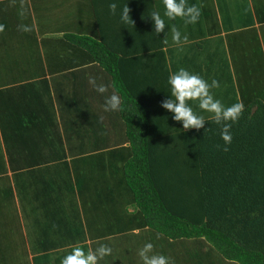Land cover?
I'll return each instance as SVG.
<instances>
[{"label":"trees","instance_id":"trees-1","mask_svg":"<svg viewBox=\"0 0 264 264\" xmlns=\"http://www.w3.org/2000/svg\"><path fill=\"white\" fill-rule=\"evenodd\" d=\"M112 2L121 8L127 4L134 25L122 24L118 16L111 15ZM89 3L100 35L95 38L66 33L63 39L69 48L82 52L88 63L98 68L97 83L108 85L109 94L116 90L111 87L116 83L123 102L121 132L112 136L106 133L102 146L78 153L72 167L68 164L72 161L65 160L63 133H40L39 147L52 149L50 158L41 161L30 153L24 155L21 163L18 158L7 159L10 169L0 163V179L9 182L8 189L1 190L2 197L9 196L10 188V197L13 199L15 193L21 206L26 203L33 207L41 197L45 211L50 212L56 205L52 210L57 212L60 206L58 226L42 242L51 243L45 250L61 246L62 250L72 251V246L83 247L80 244L88 240L128 236L149 229L171 242L196 240L236 264H264V54L255 36L254 20L245 27L251 26L250 42L258 47L255 50L262 60L249 63L251 55L240 57L241 52L234 49L238 52L234 53L236 58L244 63L232 61L231 66L245 65L248 79L236 81L237 89L221 77L223 92L211 89L218 99L225 95L227 105L242 102L245 106L242 118L232 127L229 151L224 152L220 129L211 115L200 113L208 121L204 129L184 130L182 123L174 121L172 114L161 107L171 95L167 80L174 73L167 51L191 44L188 47L196 46L201 52L200 40L207 38L202 19L187 26L179 19L170 22L188 35L187 43L177 45L170 32L167 43L164 33H154L149 15L153 10L163 14L162 0ZM188 3L198 6L197 0ZM229 50L232 59L233 51ZM231 59L222 60L230 65L227 60ZM255 67L263 69L262 74L251 75L250 70ZM190 72L212 77L208 65ZM23 74L18 73L15 81H21ZM87 91L93 97H104L91 86ZM232 91L236 92L233 98ZM76 97L79 98L78 91ZM2 134L5 144L15 143L19 137V133ZM106 137L107 143L111 138L116 140L108 150L102 149ZM61 164L64 172L58 176L53 169ZM65 203L76 213L74 219L66 216ZM63 219L66 220L61 222ZM0 228L6 231L1 225ZM39 258L50 255L44 253ZM62 258H57L56 263L61 264Z\"/></svg>","mask_w":264,"mask_h":264},{"label":"crops","instance_id":"crops-1","mask_svg":"<svg viewBox=\"0 0 264 264\" xmlns=\"http://www.w3.org/2000/svg\"><path fill=\"white\" fill-rule=\"evenodd\" d=\"M55 1L57 0H0V24L4 25V30L0 32V140H2L0 145L2 147L15 145V148H22L21 151L16 149L19 160L22 158L25 160L24 155L30 153L36 155L41 161L50 158L51 155L48 153L53 150L39 147L40 133H63V136L65 133H86L87 131L116 133L121 132L124 125V121L119 117L121 112H117L116 116L104 112L101 107L104 104V97H93L87 91L90 87L89 78H96L98 68L88 63L87 56H82V52H77L78 50L71 49L64 43L63 38L66 33L95 38L98 34L100 35L92 7L91 21L75 20V14L70 20L68 13L70 0H59L62 4L57 7L66 5L65 14L62 20L55 21L53 19L56 11ZM197 1L198 7L202 9V26L207 35V38L200 40V43L212 41V49L214 41L222 39L223 46L226 45V49L229 50L230 42L226 40L229 36H233L237 40L233 43V49L241 52L240 57L250 55L246 50L249 47L255 49L258 47L251 43L253 35L251 26L245 27V24L249 25L253 19L256 28L255 36L264 54V0H248V5L244 0ZM22 8L27 11L24 17L19 15ZM50 16L51 18H48ZM20 24H28L33 30L29 33L21 32L18 30ZM230 26L233 27L232 31L225 30ZM18 73H24L21 81H15ZM77 91L79 98L76 97ZM2 133H19V137L16 138L19 144H15L17 141L10 142L8 145L4 144ZM34 138L36 140L33 144ZM5 162L10 169L7 160ZM9 174L10 172L8 176H11ZM10 182L12 183V180ZM6 199L8 204L3 202L0 208L2 213L0 225L6 228V231L0 235L2 250L0 264L3 261L4 264H8L11 258V254L5 250H16L17 244L22 243L25 245V247L21 245L22 250L26 248L28 254L26 262L30 264H57V258L71 252L70 249L62 250L61 246L54 245L49 250H45L46 247L51 246V243L46 245L38 243L35 247L29 244L27 228L23 227L29 222L32 224L29 231H36L38 234L42 227V220L49 214V211L42 208V197L36 200L33 207L26 203L24 206L19 205L15 193H13V199L11 197ZM7 208L8 210H5ZM56 213L61 217L59 205ZM66 214L68 218L73 216V212L69 215L66 211ZM11 217H14L15 223L18 224V227H14L13 235L12 226L14 225ZM143 231H149V229ZM139 232L142 231L137 230L132 233L136 234L129 238L132 243L140 242L144 238L139 234L140 238L137 241ZM107 240V237L95 241L88 240L80 245H83L82 248L87 252L90 248L95 249L102 244H108ZM193 241L189 244H177L178 252L175 254L170 252L169 258L174 264H236L224 260L219 253L209 251V247L196 240ZM151 242L175 245L172 242H163V239L159 237L152 238ZM136 250L129 249L124 244L116 246L111 259L109 256L108 264H129L131 261L133 264H143L142 260L137 258L140 251L136 253ZM44 253H49L50 258L40 259L39 256Z\"/></svg>","mask_w":264,"mask_h":264},{"label":"clouds","instance_id":"clouds-1","mask_svg":"<svg viewBox=\"0 0 264 264\" xmlns=\"http://www.w3.org/2000/svg\"><path fill=\"white\" fill-rule=\"evenodd\" d=\"M162 3L163 14L159 10H153L149 15L153 22L154 33L156 36L164 33L165 38L163 40L165 43H167L169 32L174 44L187 43L188 35L182 33L174 24L170 25V22L179 19L185 26L196 25L200 22L202 9L195 4L190 5L188 0H162ZM109 10L111 15L119 17L120 23L134 25L127 4L121 8L117 2H112L109 4ZM19 15L24 17L27 15V11L22 8ZM166 28L168 29L167 32H165ZM3 30L4 25L0 24V32ZM18 30L29 33L33 28L28 24H20ZM88 82L96 93L104 96V112L116 113L122 111V96L115 82L112 83L111 87L116 90L108 95H105L109 92L108 85L98 84L95 77L89 78ZM167 84L170 86L171 95H167L168 98L162 102L161 107L172 114L173 120L182 123L184 130L195 129L199 131L204 129L208 121H206L204 115L194 110L193 105H195L200 112L211 114L213 122L220 129L219 135L223 141V151H229V147L233 142L232 127L242 118L245 111L244 104L236 102L226 106L211 91V89L221 86L219 81L213 79L209 83L199 74L190 72L185 68L170 73ZM209 130L210 128L205 129V134ZM218 147L221 146L218 145ZM153 248L152 243H146L140 250L139 256L143 264H174L169 257L155 254ZM112 254L113 248L106 244H102L95 249L90 248L87 252L82 247L73 246L72 251L62 258L61 264H100L101 261Z\"/></svg>","mask_w":264,"mask_h":264},{"label":"rangeland","instance_id":"rangeland-1","mask_svg":"<svg viewBox=\"0 0 264 264\" xmlns=\"http://www.w3.org/2000/svg\"><path fill=\"white\" fill-rule=\"evenodd\" d=\"M244 1L248 5V0H244ZM54 3H55L56 11H55V14L53 15V19L55 21L62 20V18L64 17V14H65V11H64L65 8L64 7L66 5H64L63 7L60 8L57 6H60L62 4V2L57 0ZM69 5H70V9H69L68 13L70 16V20H72L73 14H75V20L82 21V22H85L87 20L91 21V6L89 3V0H74V1L70 0ZM48 18H51V16ZM232 29H233L232 26L225 28V30H228V31H232ZM226 41L230 42V46H231V49L233 51L232 60H227V61H229L230 65L229 64L225 65L224 61L222 60L225 57L227 59H230V50L226 49L227 48L226 45L223 46L222 39H216L213 43L212 49H211L212 41H206L204 43L202 42L201 46H203V50L201 52L196 48V46H194L193 48L188 47V46H191V44L188 45L187 47L181 46V47L169 49L167 51V58H168V63L170 65V69L173 70L174 72L180 68H185L189 71H192V69L195 70V68L198 66L201 70H203L204 67L208 65L209 69L212 72V74H210V75H212V77H208V78H204V79H206L209 83H211V81L213 79H215L217 81L222 80V79L223 80L227 79L229 86H231V84L234 83L233 86L238 89V83H236V81H238V80L246 81L248 79L247 74H246V68H245V65L238 66L237 64H234V63L231 66L232 61L235 63H238V62L244 63V61L237 59L235 54H234L237 51H235L233 49V43L237 42V40H235V38L233 36H229ZM217 42H219L218 45H216ZM246 51L251 55L250 63H252L253 61L257 62L260 60V58L262 60V56H260V58H259L258 51L255 50V48L249 47ZM225 52H226V54H225ZM224 55H225V57H224ZM235 66H237V67H235ZM191 67H192V69H191ZM255 68L250 70L251 75L253 72H258L259 74H262L263 69L262 70L258 69V67H255ZM222 70H224V71H222ZM248 74H250V72ZM213 76L215 78H213ZM221 77H222V79H221ZM220 88H221V86L218 88L219 92H223ZM215 92H216V90H215ZM217 92H218V90H217ZM109 93L110 92H108L107 95ZM214 96L217 97V95L215 93H214ZM235 96H236V92L232 91L231 98H233ZM220 100L222 101V103H224L227 106L228 102L227 103L224 102V100L226 101L225 95L223 97H221ZM101 107L103 109V106H101ZM196 110H197V112L202 113V112H200V110L198 108ZM109 115L116 116L117 112L116 113H109ZM205 115L210 116L211 114L206 113ZM123 130H124V128H123ZM112 134L113 133H109L110 136H112ZM70 135L65 134L63 136V142H64L63 148L67 152L65 160L71 159L72 163H68V164L72 167L73 166L72 164H73L74 160L77 158L78 153H80V155H82V154H85L87 152H92L94 149H97L99 146H102L101 145L103 142L102 139L106 136V133H95L93 131H87L86 133H71ZM36 138H34L33 144H34ZM40 139H41V137H40ZM113 140L116 142L115 138H111L110 142L107 143V137H106V141H105V143H103L105 145L102 147V149H105V150L111 149L113 147V142H114ZM0 142L2 143V140H0ZM106 143H107V145H106ZM6 145H8V144H6ZM16 149H20V151H21L22 148H15V145L6 146V147H4V146L2 147L0 145V156H1L0 159L1 158L3 159V160H0V163H2L5 166L6 165L5 161L7 159L19 158ZM18 161H19V159H18ZM20 161H22V159H20ZM16 162H17V160H14V163H16ZM63 169H64V165L61 164L58 166V168L53 169L54 170L53 173H56L59 176L58 173L64 172ZM9 177H11V176H9ZM0 181H1L0 182V208H2L3 202L8 204V200L1 197L3 195L1 190L3 188H6V190H7L8 189L7 186L9 185V182L5 178L1 179ZM9 190H10V194L8 193L9 194L8 197L11 196V189L9 188ZM74 199H76L79 202L78 196L77 197L75 196ZM65 206H66V211H68V214L71 215L72 210L70 211L69 205L67 203H65ZM44 207L45 206H42L43 209H44ZM46 208L49 209V206H47V204H46ZM54 208H56V205H54L52 207V209H54ZM52 209L50 210L47 217H44V219L42 220V227L39 230L38 234L36 233V231L35 232L29 231V229L32 228V224L31 223L29 224V222H27L25 224V226L23 227V228H27L26 234H27V238L29 240L28 242L33 247H35V245L37 246L38 243L42 244L43 240L49 238L52 235L51 234L52 230H55L56 226H58L57 222H59V219H60L59 215L55 211H53ZM5 210H8V208ZM60 210H62V209H60ZM1 214L2 213H0V215ZM75 217H76V213L73 212V216L71 219H74ZM10 219L14 225V226H12V235H13V230H15L14 227L15 226L18 227V224L15 223L14 217H11ZM65 220L66 219H63V220H61V222H64ZM2 233H3V229L0 228V235H2ZM139 234H141L142 237L144 236V238L140 242L132 243L129 240V238L135 236L136 234H130L128 236H126V235H123L122 237L120 236V238L119 237H107V239H108L107 243L108 244H106V245H109L114 250V248L116 246H120L121 244H124L129 249H131V248L137 249L135 252L138 253L144 247V245L146 243H148L147 241H149V243H152L154 245L153 252L155 254H162V255L169 257L171 251L173 252V254L178 252L176 249L177 244H185V243L189 244L190 242H194L193 240H179V241H173L172 242V243H175V245H172L170 243H168L167 245H161V244L156 243V242H151L152 238L157 239L159 237V238L163 239V242H171V241H167L164 237H162L161 235L157 234L154 231L139 232L137 234V241L140 238ZM6 235L8 236V233H6ZM147 238H148V240H145ZM102 243H106V242L102 241ZM21 245H24V244L23 243L20 245L17 244V246H16L17 249L16 250L14 249L13 251L5 250L8 254H11L10 255L11 258H10L8 264H27V263L30 264L29 262H26L27 257H28L27 250H26V248H24L25 250L24 249L22 250ZM24 247H25V245H24ZM0 252L2 253L1 248H0ZM137 258L141 259L140 256ZM45 259H48V258H45ZM110 259H111V256H110ZM108 262H109L108 258H105L103 261H101L102 264H108ZM2 264H4V261ZM129 264H133V262L131 261Z\"/></svg>","mask_w":264,"mask_h":264}]
</instances>
